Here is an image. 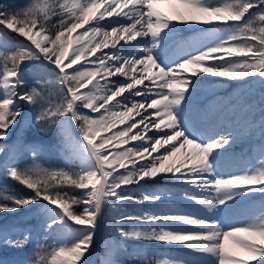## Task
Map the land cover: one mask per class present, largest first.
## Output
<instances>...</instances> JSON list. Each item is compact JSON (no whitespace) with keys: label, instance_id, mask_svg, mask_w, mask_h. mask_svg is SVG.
I'll return each instance as SVG.
<instances>
[{"label":"snow or ice","instance_id":"obj_1","mask_svg":"<svg viewBox=\"0 0 264 264\" xmlns=\"http://www.w3.org/2000/svg\"><path fill=\"white\" fill-rule=\"evenodd\" d=\"M0 179L15 264H264V0H0Z\"/></svg>","mask_w":264,"mask_h":264},{"label":"rangeland","instance_id":"obj_2","mask_svg":"<svg viewBox=\"0 0 264 264\" xmlns=\"http://www.w3.org/2000/svg\"><path fill=\"white\" fill-rule=\"evenodd\" d=\"M12 2H14L18 5H22L26 2V0H12ZM13 138L15 139V135L13 136ZM29 138L30 139L40 138V134L36 133L33 130L32 133L30 134ZM42 139L45 141L46 145L58 144L59 143V136L57 134V130H55V129L52 130L47 137H43ZM55 160L59 163V165L63 164V159L60 157L58 151L55 154ZM22 161L25 163H28V162H30V157L27 158V160H24V158H22ZM40 162L45 164V166H48V164L52 162V157L50 155L46 154L45 156L42 157ZM53 166H56V165L53 164ZM2 183H3V181H2V179H0V185H2ZM9 187L15 189L16 191L20 190V186L15 184L14 182H11V181H9ZM4 218H6L5 222H7V223L13 222V220H12L13 218L11 216L4 217ZM102 243H103V234L101 233L99 238H98L97 252H95L93 254V256L90 258V264H99L98 260L101 258L100 253L102 252V248H103ZM156 249H158V246H154V245L151 246V250L153 252H156L157 255L159 256V252ZM27 255H28L27 253H23L22 251H15V250H10V249H8V250L7 249H0V262H6V264H15L16 261H19L21 259H26Z\"/></svg>","mask_w":264,"mask_h":264},{"label":"bare ground","instance_id":"obj_3","mask_svg":"<svg viewBox=\"0 0 264 264\" xmlns=\"http://www.w3.org/2000/svg\"><path fill=\"white\" fill-rule=\"evenodd\" d=\"M14 139V138H13ZM13 141H10L9 142V144H11ZM253 143H254V141H253ZM249 148V145L248 144H244V145H238L237 147H236V149H235V151H237V152H240L242 149L243 150H247ZM62 158V157H61ZM63 159V158H62ZM5 219L6 218H4V221H5ZM103 234V233H102ZM104 239H105V237H104V234H103V243H102V245H103V247H104ZM68 242H70V238H69V240H68ZM128 246H129V248H130V250H131V248L132 247H134L135 246V244H134V242H131V241H129L128 242ZM154 246H157V245H154ZM157 248V247H156ZM159 253L161 252V251H164V249H162L161 247H159L158 246V249H156ZM102 251H103V248H102ZM162 258H169L168 256H164V257H162ZM101 259V258H100ZM100 259L98 260L99 262H100ZM97 261V262H98ZM98 262V263H99Z\"/></svg>","mask_w":264,"mask_h":264}]
</instances>
